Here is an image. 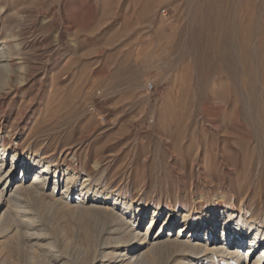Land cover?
I'll list each match as a JSON object with an SVG mask.
<instances>
[{"label":"rangeland","instance_id":"obj_1","mask_svg":"<svg viewBox=\"0 0 264 264\" xmlns=\"http://www.w3.org/2000/svg\"><path fill=\"white\" fill-rule=\"evenodd\" d=\"M3 42L22 83L0 72V191L17 192L2 198L0 264L129 259L117 242L146 236L155 210L158 227L170 209L193 226L224 210L264 233V0H0ZM44 166L72 184L20 180ZM95 192L120 206H90ZM138 206L139 225L119 222ZM176 250L148 264H182Z\"/></svg>","mask_w":264,"mask_h":264},{"label":"bare ground","instance_id":"obj_2","mask_svg":"<svg viewBox=\"0 0 264 264\" xmlns=\"http://www.w3.org/2000/svg\"><path fill=\"white\" fill-rule=\"evenodd\" d=\"M15 64L16 63L14 59L9 54V46L7 45V42L1 43L0 72L3 71L8 74L7 82L9 85L8 87L10 88H16L20 83H22V81H18L17 79L13 78L15 70L19 69V67H17ZM2 121L3 120L1 119L0 126L2 124ZM8 151V148H5V146L0 149V164H2V161L5 160ZM11 153L12 156H10L11 158L9 159L10 163L8 164V161L6 162L7 166H11L12 168V173L9 175V178L19 172L20 165L18 164V155L15 152ZM3 165H5L4 162ZM50 171L51 169L49 166H44L42 167V169H40V171L37 172L35 171V167H30L28 171L23 170L20 180L25 181L31 173H34L35 179L40 180L41 183H43V186H48L49 184L55 183L53 192L56 191V187L61 183V178L63 176H66V182L68 183L67 187L72 184V175H70L68 172L61 175L58 173V171H56L55 175H52ZM2 173V169H0V177L1 175H3ZM15 184L16 182H14L12 179L8 181L1 189L0 207L3 203L2 198L4 194L7 193L10 194L9 196L11 197H16L17 192H13ZM87 194L88 193L82 194V196L80 195V197L85 200V197L88 196ZM91 198L92 201L88 204H90V206L92 207L96 206L95 204H100L101 206H105L106 208L112 206V210L115 212L116 207L120 206V202L117 199L112 198V196H109L107 193L95 192L94 194H92ZM130 208L131 206H129V209ZM124 210L125 212H122V214L118 215L117 217V219L120 220L118 221L124 225L128 226L130 225L129 223L134 226L139 225V222H134L133 219L139 216V218L136 219L141 222L142 219L146 218V216L143 217L144 212H146L143 206H138L137 208L131 210V214L133 215V217H131V219L127 221L125 219V216H123L124 213L125 215L128 214L127 209ZM166 215V220L161 224L160 227H158L160 222L159 212L155 210L149 214L150 224L147 226L148 228L145 233H147L148 235V232L150 230L155 229V233L157 236L152 238V243L148 246V250H145L146 252L142 253L143 248H145L149 242L147 235L141 236L142 234H137L136 232L132 233L135 238V242L134 245L130 247L126 246L125 243L119 244L117 242L118 245L116 246L120 248L124 247L125 252L129 254L131 253L129 259H127L126 257H123L121 259L118 258L117 263L122 262V264H133L135 261L141 258L142 264H148L149 261H153L156 258L160 250L165 249L166 246H174L177 249V254H175V257H178L177 259H180L178 261H183L182 264H200L204 262V259H207V261H209L211 257H209L208 255H216L218 256V258H221V261L228 260V258L229 260L233 259L234 262L232 264H249L252 261L254 262V264H264L263 230L258 229L257 232L252 231L253 229L250 228L249 225H247L248 222H243L240 218L235 219L231 213H227V211L221 210L219 214H216L215 211L212 210L209 212V216L202 215L203 219L197 220V223L194 224L196 227L192 225V219H190V215H184V219L182 220L181 224L179 223L178 215L175 214L173 210L170 209ZM220 224L223 225V227L221 228L222 231L221 233L218 232L217 234L216 230L220 229L218 228ZM173 231H178V235L173 234L172 236ZM233 235H237L236 243L238 246L237 248L231 249L230 240L231 236ZM166 237L167 239H165ZM245 242L249 243L250 251L242 258V254L244 253L241 249V245H243ZM117 263H114V261L109 262L107 259L103 260V264Z\"/></svg>","mask_w":264,"mask_h":264},{"label":"built area","instance_id":"obj_3","mask_svg":"<svg viewBox=\"0 0 264 264\" xmlns=\"http://www.w3.org/2000/svg\"><path fill=\"white\" fill-rule=\"evenodd\" d=\"M151 87V86H150Z\"/></svg>","mask_w":264,"mask_h":264}]
</instances>
